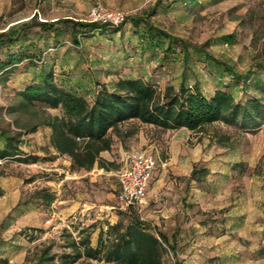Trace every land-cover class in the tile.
Instances as JSON below:
<instances>
[{
  "label": "rangeland",
  "instance_id": "obj_1",
  "mask_svg": "<svg viewBox=\"0 0 264 264\" xmlns=\"http://www.w3.org/2000/svg\"><path fill=\"white\" fill-rule=\"evenodd\" d=\"M101 1L108 8L126 13L120 26L79 34L73 42L68 29L43 30L32 20L53 22L72 18L89 22L90 8ZM0 0V32L15 35L8 50L26 52L7 84L0 83V107L13 103L17 90L35 80L40 69L53 68L58 81L93 97V89L109 85L119 77H139L164 87L199 80L205 92L219 87L232 90L239 101L255 94V76L264 79V0ZM148 16L160 29L196 45H204L216 61L191 50L184 60L181 41L165 54L164 45L142 48L130 17ZM222 61L236 78L219 66ZM35 62V63H34ZM48 113L61 115L58 108ZM11 117L6 116L7 120ZM22 121L32 119L21 115ZM137 132L121 139L115 136L110 150L102 152L109 169L96 164L91 170H74L68 155L58 154L50 144L51 128L41 124L24 133L23 155L36 162L0 159V259L7 264H31L47 245L53 251H71V238L91 233L94 245L102 227L130 215L120 208L118 172L131 151L147 150L157 159L150 190L160 194L137 210L139 215L163 231L175 243L166 264H264L259 252L264 245V124L244 130L217 121L201 131L161 130L137 122ZM196 167H207L201 181L191 179ZM26 179H31L29 182ZM158 180V181H157ZM158 182V185L156 184ZM156 184V185H155ZM57 193L51 205L34 198L38 189ZM174 193H177L173 199ZM248 236V237H247ZM238 255V256H236ZM0 264H2L0 262ZM81 264H116L90 260Z\"/></svg>",
  "mask_w": 264,
  "mask_h": 264
},
{
  "label": "trees",
  "instance_id": "obj_2",
  "mask_svg": "<svg viewBox=\"0 0 264 264\" xmlns=\"http://www.w3.org/2000/svg\"><path fill=\"white\" fill-rule=\"evenodd\" d=\"M163 0H157L150 14L156 12ZM191 1V0H188ZM198 2L197 0L194 1ZM134 33L139 34L142 48L164 45L165 54L174 49V43L181 41L184 60L188 62L191 50L204 54L207 60L216 61L204 45H196L178 38L155 26L148 16L130 17ZM126 21V20H125ZM124 21V22H125ZM123 22V23H124ZM43 30H52L56 24H62L59 31L68 29L73 42L81 43L79 34H90L96 29L110 26L96 21L83 22L72 18L57 19L53 22L32 20ZM120 26V25H119ZM118 27V26H117ZM15 42L14 33L0 32V46ZM30 57L26 52L8 50L5 57L0 56V83L7 84L18 64ZM37 61V59H36ZM229 75L236 78V85L243 79L248 85V76L240 75L228 64L218 61ZM35 63V62H34ZM182 76L178 85L168 83L164 87L157 82L139 77H119L109 85L93 89V97L68 88L60 83L53 68L43 66L37 78L15 93L13 103L0 107V159H15L20 162H36L38 157L23 155L24 133L37 130L41 124L51 128L50 144L61 155H68L74 170H91L96 164L109 169V162L102 152L110 150L115 136L124 139L137 132L138 127L147 124L161 130L188 128L201 131L217 121H223L244 130H250L264 124V79L255 76L251 83L255 94L245 101H239L229 89L215 88L205 92L199 80L186 83ZM49 108L61 109V115L48 113ZM32 119L22 121V114ZM6 116L11 117L10 120ZM209 174L207 167H196L191 179L201 181ZM31 179H26L29 182ZM4 189L0 187V195ZM34 198L45 205H51L57 199V193L49 188L38 189ZM130 215L121 218L107 229L101 228L96 245L91 233L74 237L71 234L66 245L71 251L54 252L53 245L40 249L31 264H81L90 260H105L116 264H166V255L176 248L168 236L144 220L137 209L128 210ZM7 259H0L7 264ZM177 264H181L177 261Z\"/></svg>",
  "mask_w": 264,
  "mask_h": 264
},
{
  "label": "built area",
  "instance_id": "obj_3",
  "mask_svg": "<svg viewBox=\"0 0 264 264\" xmlns=\"http://www.w3.org/2000/svg\"><path fill=\"white\" fill-rule=\"evenodd\" d=\"M126 13L120 9L108 8L96 1L90 8L89 20L119 26L125 21ZM155 155L147 150L131 151L119 170V191L117 199L123 210L141 209L148 200V188L156 168Z\"/></svg>",
  "mask_w": 264,
  "mask_h": 264
},
{
  "label": "crops",
  "instance_id": "obj_4",
  "mask_svg": "<svg viewBox=\"0 0 264 264\" xmlns=\"http://www.w3.org/2000/svg\"><path fill=\"white\" fill-rule=\"evenodd\" d=\"M180 129H188V128H185V127H184V128H180ZM125 160H126V159H125ZM156 161H157V159H156ZM156 167H157V163H156ZM155 170H156V168H155ZM155 170H154L153 177H152V180H151L150 185H149V188H148V200H147V203H146L145 205H143L141 209L145 208V207L149 204V201L152 200L153 197H154L155 199H158V198L160 197V194L156 193L155 190H152V191L150 190L151 183H153V181H154V179H155V178H154V177H155ZM190 180H192V179H190ZM157 181H158V180H157ZM156 184L158 185V182H156ZM156 184H155V185H156ZM176 195H177V193H174V195H173V199H175ZM257 227L261 228L262 230L264 229V227H263L262 224H258ZM247 237H248V236H247ZM171 242H172V244H173L174 246H176L175 243H174L173 241H171ZM259 252H260L261 255L264 257V245L262 246V248L260 249ZM236 256H238V255H236Z\"/></svg>",
  "mask_w": 264,
  "mask_h": 264
}]
</instances>
